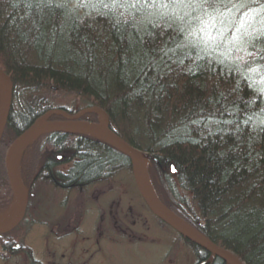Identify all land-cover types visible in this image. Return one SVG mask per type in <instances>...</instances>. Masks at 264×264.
Wrapping results in <instances>:
<instances>
[{"label":"trees","instance_id":"obj_1","mask_svg":"<svg viewBox=\"0 0 264 264\" xmlns=\"http://www.w3.org/2000/svg\"><path fill=\"white\" fill-rule=\"evenodd\" d=\"M0 67L13 82L0 179L9 143L49 108L40 92L76 93L127 143L173 166L177 207L184 195L198 206L185 219L244 264H264V0H0ZM102 142L46 138L79 158L77 182L131 166Z\"/></svg>","mask_w":264,"mask_h":264},{"label":"rangeland","instance_id":"obj_2","mask_svg":"<svg viewBox=\"0 0 264 264\" xmlns=\"http://www.w3.org/2000/svg\"><path fill=\"white\" fill-rule=\"evenodd\" d=\"M2 93L0 83V104ZM40 96L47 100L49 108L46 111L63 108L74 114L89 106L86 98L64 90L46 88L40 92ZM95 119L103 121L99 116ZM47 120L66 119L52 115ZM67 130L69 128L63 127L52 132ZM49 133L37 136L14 157L15 169L27 192L28 203L33 206L27 211L25 221L11 233V238L0 237V264H54L58 258L65 263L62 254L68 256L71 253L69 250L72 248L74 229L78 227H82L83 234L89 237L82 242L74 241L79 246L82 244L80 250L83 247L79 257L82 258L81 254L90 257L91 264L199 262L198 251L192 245L176 231L163 226L149 215L137 189L131 166H115L113 171H102L101 176L68 185L60 178V173L71 172L79 158L75 157L71 148L62 151L51 148L46 143ZM48 160L53 162V169L48 173L44 171V174L36 178ZM167 167L159 166L158 160L147 157V178L153 192L174 214L184 220L187 219L185 215L197 220L198 206L191 196L184 195L187 206L177 207L178 201L174 198L180 197L182 191L176 173ZM15 208L13 194L5 176V180L0 179V219L7 217ZM102 215H105V221L101 222ZM138 219H149L151 228L148 230L141 224L132 225ZM116 220L119 224L114 226ZM186 221L191 223L188 219ZM120 226H128L133 232L124 233L125 229L121 230L118 228ZM96 238H102V252L95 245ZM8 241L11 245L5 244ZM15 244H20L17 250L14 249ZM5 245H8V249ZM102 253L104 258L101 257ZM73 259H76L75 256Z\"/></svg>","mask_w":264,"mask_h":264},{"label":"water","instance_id":"obj_3","mask_svg":"<svg viewBox=\"0 0 264 264\" xmlns=\"http://www.w3.org/2000/svg\"><path fill=\"white\" fill-rule=\"evenodd\" d=\"M0 83L3 90L0 104L1 141L8 123L13 100V82L1 67ZM91 113H96L103 121L89 122L79 120L81 116ZM52 115L61 116L66 120L48 121L47 119ZM63 127L69 128V130H67L68 132H81L99 137L117 148L130 159L136 186L149 209L189 242L212 254L211 260H205L199 264H209L217 257L221 258L227 264H244L233 252L210 240L199 229L171 212L157 199L147 178V160L145 153L131 146L120 137L111 128L108 114L101 107L96 105L84 108L75 114H69L63 109L49 110L41 115L27 130L10 144L5 156V171L16 208L12 218L8 222L0 224V234L7 233L18 226L23 220L27 208L26 191L14 165L16 152L37 136L47 132L58 131Z\"/></svg>","mask_w":264,"mask_h":264},{"label":"flooded vegetation","instance_id":"obj_4","mask_svg":"<svg viewBox=\"0 0 264 264\" xmlns=\"http://www.w3.org/2000/svg\"><path fill=\"white\" fill-rule=\"evenodd\" d=\"M82 120H89V118L87 117V118H81ZM89 121H92V122H98V121H96V120H92V119H90ZM102 143H104V144H107L108 146H110V147H113L111 144H109L108 142H106V141H103ZM113 149H114V151H116V153L118 152V153H121V151H119L117 148H115V147H113ZM102 173L103 172H101V173H99L98 175H96V176H101L102 175ZM40 174H44V173H41V171L40 172H38L37 174H36V178L40 175ZM72 175H74L75 176V173H72V172H69L68 171V173H60V178L62 179V180H64V182L66 183V184H68V185H72V184H77V183H79V182H77V181H74V179L73 178H71V176ZM95 176V177H96ZM34 177V178H35ZM43 178H44V176H43ZM82 178V182H85V178L84 177H81ZM26 195H27V192H26ZM141 196V195H140ZM142 197V196H141ZM143 199V198H142ZM143 201H144V199H143ZM144 204H145V208L147 209V211H148V213H149V215L151 216V217H155L159 222H160V224H162L163 226H165V227H167V228H169V229H172L169 225H167L166 223H164L163 221H161L157 216H155L154 214H153V212L149 209V207L147 206V204H146V202L144 201ZM31 206H33V205H29V203H28V195H27V208H26V212H25V216H24V218H23V220L20 222V224L18 225V226H20L21 225V223H23L24 221H25V219H26V217H27V211L28 210H30L29 208L31 207ZM34 207H37V205H35ZM104 216L105 215H102L101 216V222L102 221H105V219H104ZM103 224V223H102ZM119 224V221H115L114 222V226L115 225H118ZM137 224H141V226H146L147 228L146 229H150L151 228V225H150V220L149 219H138V220H136V221H134V222H132V225H136L137 226ZM18 226H16L14 229H12L11 231H9V232H7V233H4V234H0V237L1 238H4V237H7V238H11V233L18 227ZM72 225H70L69 227H71ZM72 228H73V226H72ZM82 228V227H81ZM80 227H78V228H75L74 229V233H73V236H74V238H73V243H72V248H71V250H69L71 253H69L68 254V256H67V254H62V256H63V258H64V262L65 263H63L62 261H60L59 259L60 258H58V260L54 263V264H91V259H90V257H84L83 256V254H81L82 255V258L80 259V257H79V252H81V250L83 251V247H82V249L80 250V247H81V245L82 244H80V246H79V244L78 243H75L74 241L75 240H81V242L82 241H85V240H88L89 239V237L88 236H86V235H84L83 233H84V230L83 229H81ZM118 228H120L121 230L122 229H125L124 230V233H131V232H133V230L132 229H130L128 226L126 227V226H124V227H118ZM173 230V229H172ZM173 231H175V230H173ZM67 232H71V231H67ZM97 239V242H96V244L95 245H97V247H98V249H99V252H102V250H103V248L100 246V244H101V239H99V238H96ZM108 239H109V237H108ZM10 243V241H8V242H6L5 244H8V245H11V244H9ZM189 243V242H188ZM190 244V243H189ZM8 245H5V248L6 249H8L7 247H8ZM190 245H192V244H190ZM192 246H194V245H192ZM18 247H20V244L18 245V244H15V250H17V248ZM70 247V246H69ZM195 247V246H194ZM88 250V249H87ZM22 252V251H21ZM87 254V253H86ZM55 256H56V254H55ZM75 256V258L76 259H73V257ZM66 257H68L67 258V260H66ZM101 257L102 258H104V253H102L101 254ZM211 258H212V254H210V253H207L204 257H203V259L202 260H211ZM198 261H200L201 260V258H199V256H198ZM217 261H221V264H226L221 258H219V257H217L215 260H214V262L212 263H209V264H214L215 262H217ZM201 262V261H200Z\"/></svg>","mask_w":264,"mask_h":264},{"label":"bare ground","instance_id":"obj_5","mask_svg":"<svg viewBox=\"0 0 264 264\" xmlns=\"http://www.w3.org/2000/svg\"><path fill=\"white\" fill-rule=\"evenodd\" d=\"M100 121V120H99ZM22 150V148L21 149H19L17 152H16V155H15V157L19 154V152ZM17 172V171H16ZM14 212L15 211H13L11 214H8L7 215V217H5L4 219H3V217L0 219V224H3V223H6V222H8L11 218H12V216H13V214H14ZM194 246H197V245H195V244H193ZM198 247V246H197ZM200 248V247H199ZM202 249V248H201ZM202 250H204V249H202ZM204 251H206V250H204ZM207 252V251H206ZM209 253V252H208ZM211 254V253H210ZM214 261H212V263H213ZM227 264V263H226Z\"/></svg>","mask_w":264,"mask_h":264}]
</instances>
